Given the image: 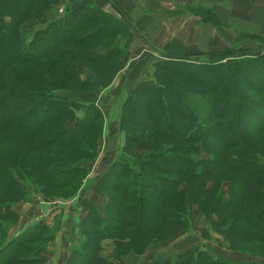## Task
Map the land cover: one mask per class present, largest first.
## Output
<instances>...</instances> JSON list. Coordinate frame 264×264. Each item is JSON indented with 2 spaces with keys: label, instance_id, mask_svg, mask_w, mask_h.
<instances>
[{
  "label": "trees",
  "instance_id": "obj_1",
  "mask_svg": "<svg viewBox=\"0 0 264 264\" xmlns=\"http://www.w3.org/2000/svg\"><path fill=\"white\" fill-rule=\"evenodd\" d=\"M17 1L0 0V51L2 43L9 42L4 51L10 54L0 64V83L4 78L2 74L6 73L2 65L34 64L50 58L62 65L51 76L62 72L65 93L78 97L111 85L123 67L133 39L134 29L126 15L121 13V17H116L94 5L73 7V0H21L19 5L23 8L17 12L14 8ZM60 7L63 13L59 16ZM33 9L44 11L43 18L32 14ZM185 9L184 12L189 10L203 23L222 26L219 17L209 9ZM46 37H50L51 42L44 40ZM257 37L259 41L264 40L260 35H238V39L253 42ZM44 41L46 49L40 47ZM175 49L180 53L166 52V59L155 62L152 79H144L126 97L119 99L123 104L133 99L132 105L128 109L122 107L118 116V129L124 132L125 143L109 168L99 176L97 186L104 196V205L101 209L92 206L87 210L80 222L82 239L78 246L74 245L64 264H111L101 255L104 240L113 242L114 264H125L127 255H142L151 244H162L187 230L189 220L195 215L217 217L212 228L231 249L248 241L264 243V116L261 113L264 111V80L261 79L264 50H254V54L248 56L247 50L235 49L238 51L235 56L236 53L229 50L189 55L181 52V47ZM32 50L36 53L25 55ZM16 52L23 55L14 56ZM232 56L240 75L247 78L251 72L258 71V84L251 77L247 80L256 87L255 92L246 87L243 92L231 90L225 76H228L227 59ZM192 57L198 60L193 61ZM248 60L256 66L253 71L246 65ZM96 63L107 68L105 76L101 77L92 66ZM206 77L209 81L204 79ZM221 77L222 81L217 80ZM173 79L185 80L191 87L188 89L174 81L181 95L179 105L171 103L166 93L171 91L168 83ZM42 85H39L40 90H34L10 77L0 93V106L3 105L0 126L14 125L26 143L31 140L28 149L23 147L29 151L27 155L30 154L31 160L24 155L18 160L21 165L14 161L7 165L0 157V264H41L47 244L55 241L57 234L54 228L38 222L9 238L10 225L6 220L12 216L16 222L18 216L3 213V202L27 200L22 187L27 185L38 188L45 196L52 189L70 186L77 189L81 185L77 182L88 174L84 163L96 159L103 135L104 114L94 100L89 97L92 101H78L66 95L58 99L53 95L54 86ZM2 88L0 84V91ZM248 91L252 92V97L247 96ZM143 92L155 100L160 112L178 111L185 119L181 126L192 117L195 123L187 135L182 136L181 126L176 124L171 127L172 133L166 134L154 119H138L133 131L126 128L131 119L137 118L139 104L145 103L140 99ZM259 97L263 100H255ZM34 103H37L36 108H58L60 113L45 114L29 130L21 120L32 114ZM208 103L221 108L223 115ZM233 103L239 106L237 119L230 113ZM77 110L83 111L79 119L74 114ZM249 112L263 117L261 124L256 123L251 129L245 125ZM236 124L238 128L243 127L238 134L234 130ZM90 131L99 133L98 137L78 142ZM226 135L231 137L227 139ZM140 144L143 153L134 155L132 150ZM56 147L60 149L58 152ZM43 163V179L47 183L39 185L41 181L33 179L31 174ZM224 182H229V187L221 191ZM192 211H195L194 216H191ZM172 264L234 263L213 258L208 250L189 247L179 253Z\"/></svg>",
  "mask_w": 264,
  "mask_h": 264
},
{
  "label": "rangeland",
  "instance_id": "obj_2",
  "mask_svg": "<svg viewBox=\"0 0 264 264\" xmlns=\"http://www.w3.org/2000/svg\"><path fill=\"white\" fill-rule=\"evenodd\" d=\"M21 0H18L16 4H14V8L16 9L17 12L22 10V6L20 7L19 3ZM232 3H235L234 0ZM238 5V3H235ZM34 15L39 16L43 18L45 15L44 11L33 9L32 10ZM31 11V12H32ZM35 11V12H34ZM46 11V10H45ZM62 11V12H61ZM63 13V7L59 8V13L58 15H62ZM188 13L189 16L187 18H192L194 14L189 13V10L186 12ZM26 16H29L27 13ZM8 19V18H6ZM185 22V25L188 23L190 24L189 26L193 25V21L189 20ZM8 21V20H7ZM211 29L215 30V33H213L210 37H208V42L207 43L209 46L211 44H215V49H218L217 51L222 50H229L232 53H236L237 50H247L249 52L248 56H252L254 54V50L261 49L264 50V40L259 41L258 37L254 38V42L252 40H248L245 38L238 39V35L235 33H229L233 32V30L228 29L229 32H227L225 29H219L218 27H211ZM211 31V30H210ZM250 35V34H248ZM203 37V36H201ZM240 38V37H239ZM263 39L262 37H260ZM50 37L44 38V40H47L48 42H51ZM41 44V43H40ZM47 42H43L40 47L42 48H47L48 46L46 45ZM3 45V50L0 51V64L5 62L3 60L7 59L9 57V53H6L4 51V47L9 46V42H4L2 43ZM200 46L206 45V43H200ZM220 48V49H219ZM38 50V49H37ZM71 50L73 52H76L74 48L71 47ZM253 50V51H252ZM36 51V50H35ZM34 50L32 52H27L25 55H30L31 53H36ZM187 51V50H186ZM216 50L208 51V52H198L200 54L204 53H210V52H215ZM196 54V53H194ZM18 55H23L21 52H16L14 53V56ZM190 55V54H189ZM235 56H238L236 53ZM234 56L231 58H228L227 62V68L226 70L228 71V76H225V78L229 79V85L231 87V90L233 92H238L239 90H242L244 87L250 88L253 92L254 90H257L255 86H252L248 83V79L251 77V79L258 84L257 82V77H258V71L257 72H251V74H248L250 77L246 78V75H240L238 72L240 71L237 67H235V61L233 59ZM193 61H196L198 59L196 58H190ZM230 59V60H229ZM200 60V59H199ZM205 60V59H204ZM225 60V61H227ZM233 60V61H232ZM247 66H251L252 68L251 71H253L256 66L253 67V63L248 60ZM6 70V73H3L0 84L3 85V88L1 89L0 93H2L5 88H6V79L7 78H14L17 79L18 81L21 82V84L24 85H29L31 88L34 90H40V86L44 87V85H52L56 88V92L53 94L55 95L58 99H63V95H66L67 97L70 98H76V100H83L84 102L87 101L88 99L92 98L94 99L95 96H93V93L89 94H84L80 95L78 97H75L72 93L66 92L64 85H63V74L62 72L58 75L51 76L52 74H56L57 69H59V66H62L61 63H59L56 60L50 59V58H45V59H40L38 61H35L34 64H20L17 66V64H14L13 66L11 64H6L2 65ZM94 68L97 69L101 77L105 76V70L107 69L105 66H100L97 63L92 64ZM235 67V68H234ZM56 68V69H55ZM262 76L261 79L264 80V68H262ZM54 72V73H53ZM246 72V70H244ZM50 74V75H49ZM1 77V74H0ZM46 77V78H44ZM219 78V77H218ZM206 81H209V79L204 78ZM222 81L221 79H217ZM261 80V81H262ZM177 81V83L182 84L186 86L188 89H191L190 85L185 80L182 79H173L172 83H168V89L171 91L166 92L167 95H169L170 102L173 104H178L181 99L180 91L177 88V86L174 84ZM260 81V82H261ZM263 82V81H262ZM40 85V86H39ZM43 89V88H41ZM249 92V91H248ZM144 93V92H143ZM102 94V92H101ZM147 93H144L141 95L140 99L145 102V103H140L139 104V109H137L135 116L137 117L136 119L130 121L128 125H126V128L129 130H134L136 125L138 124L136 121L138 119H141L143 121L147 120H156L157 122L160 123L161 128L163 129L162 131H165L166 134H171V127L173 124H176L177 127L180 125L182 122V119L185 120L183 117L180 116L178 111H175L174 109H169V113L165 111H159L158 106L152 98L148 96ZM91 95V96H89ZM252 92L247 93V96L252 97ZM118 96V97H117ZM123 96L119 92H113V93H107L106 96H103L99 99V103L103 104L106 108L109 109V113L106 117L107 123L112 122L117 118V115L119 114L120 108L124 107L121 105L118 101L120 97ZM90 97V98H89ZM1 98V94H0ZM5 99V98H4ZM261 99L262 98H255V100ZM91 100V99H90ZM92 101V100H91ZM115 103H117L115 105ZM121 105V107L119 106ZM209 107H211L213 110L220 112L221 115L222 109L217 107V105L208 103ZM37 103L32 104L31 106H34L32 110V114L28 115L27 117L22 118L21 123L25 128H32L41 117H43L45 114H59L60 109L54 108L52 110H48L46 108H43L42 106H39L36 108ZM24 106H30V104H24ZM125 109H128V103L126 104ZM152 109L153 111L150 113V110ZM3 105L2 107L0 106V119L3 118ZM230 113L232 112V115L237 119V115L239 113V106L233 103V107L230 109ZM254 111V110H253ZM226 112V111H225ZM261 113L264 116V111H261ZM75 117L79 119L83 115L82 110H77L75 113ZM258 116V117H257ZM254 114V112L250 113L249 116L247 117V120L245 121V125L247 124V128L251 129L254 125L261 124L260 119L263 118L262 115L259 113V115ZM70 116H68L69 118ZM64 118L60 119L63 120ZM195 121L192 117H189L186 119L184 125L181 126V135L185 136L187 133L192 129ZM243 126V125H242ZM243 127L237 126V124L234 127L235 134H238ZM79 132V131H78ZM102 133V132H101ZM17 134L19 137L17 138ZM233 134V133H232ZM231 134V135H232ZM99 133L95 132L92 133L91 131L89 133L84 134L82 137L78 139V142L81 140L90 141L92 139L97 138ZM212 135V134H211ZM231 135H226L225 138H230ZM103 136V135H102ZM234 135H232L233 137ZM17 138V139H16ZM102 138V137H101ZM112 142H110V149H114L117 146V141H116V136L114 135ZM264 138V137H263ZM31 140H28V143H30ZM24 141L23 137L21 136L20 132L18 129H16V126L10 125V124H5L3 126H0V157H2V160L5 161L7 165L11 161L16 162L17 164H20L18 161L21 157L24 155H27L29 151L25 150L23 147L27 146L30 147L31 145L28 144ZM101 143V140L99 144ZM99 146V145H98ZM114 147V148H113ZM58 148V149H57ZM57 152L60 150L59 147H56ZM30 150V148H29ZM31 151V150H30ZM33 155V154H32ZM70 157H72L71 154L68 153ZM41 156V155H40ZM204 158H209L205 155H203ZM27 158L31 160L30 154L27 155ZM74 159L78 158L73 156ZM79 160H81L79 158ZM30 162V161H29ZM101 164V163H100ZM3 165L4 162H3ZM21 165V164H20ZM84 165L89 166L92 170V176L100 174L101 171V165H99L97 162L92 163L86 162ZM45 163L39 164L37 166V169H34L33 173L31 174L33 179L41 181L39 185H45L47 182L44 178V169ZM250 168L249 166H247ZM30 175V176H31ZM77 182L79 187L76 189V187L70 186L69 188L65 189H60V190H55L52 189L46 196L40 192H38V188L34 187L33 185L24 187L23 191H25L26 195H28L27 200H21V201H12L10 200H5L3 202V209L2 212L6 213L10 212L11 215L16 214L18 216V220L16 222H13L12 216H10L11 219L6 220V222L10 225L9 227V232H8V237L9 238H14L15 236L21 234V232L28 226L38 223V222H44L45 224L48 225L49 228H54L57 234H55V243L54 241L50 244H47L46 250L44 252L43 256V262L41 264H64L66 259L71 255L72 249L74 245L78 246L79 241L82 239L80 230L79 228V223L81 222V219L84 217L85 213L82 214L84 206L86 207V204L83 205L86 201L93 200L96 204H92V206H96L97 208H102V205H104V196L98 191V181L94 182ZM221 180H219L220 182ZM229 187V182H224L221 187V191H226L228 190ZM76 189V190H75ZM219 193V187L217 189V196ZM8 206V210L5 208ZM90 206V205H89ZM90 206V207H92ZM89 207V208H90ZM88 208V209H89ZM6 209V210H5ZM22 214H25L26 217H22ZM195 215V211H192L191 216ZM27 219V220H25ZM217 220V217L214 215L211 216V218H207L203 215L199 216H194V218L189 220V225L187 227V230L182 231L178 233L176 236L173 238L167 240L164 243H153L151 244L147 250L142 254L145 255V261L143 262L144 264H172L175 260L177 255L179 253H182L185 251L187 246H189V243H192L191 247H194L195 250H208V253L213 256V258H222L223 260L227 261L226 258H223L225 249H228L232 256L235 258H247L243 259L244 263L243 264H264V243H256V242H243L238 244L235 248L231 249L228 247L227 243L224 242L223 237L221 234H218L214 228H212V223ZM28 225V226H27ZM26 226V227H25ZM25 227L22 231L21 228ZM219 229V228H217ZM221 229V227H220ZM78 230V231H77ZM183 237L179 240V237ZM67 237V238H66ZM205 241H208L216 246V248L212 249L211 245H208ZM112 244V243H111ZM109 247L110 245L107 244ZM152 246V247H151ZM114 247V245H113ZM181 250V252H179ZM104 251V249H103ZM109 253H112L111 250L108 251ZM253 254H252V253ZM106 251L101 252V255L103 257H109V259H114V253L113 257L106 255ZM219 255H217V254ZM222 255V257H221ZM256 259H258L256 261ZM163 260V261H161ZM229 261V260H228ZM142 263V264H143ZM76 264V262L72 263Z\"/></svg>",
  "mask_w": 264,
  "mask_h": 264
},
{
  "label": "crops",
  "instance_id": "obj_3",
  "mask_svg": "<svg viewBox=\"0 0 264 264\" xmlns=\"http://www.w3.org/2000/svg\"><path fill=\"white\" fill-rule=\"evenodd\" d=\"M232 2L233 0L72 1L73 7L94 5L95 7L109 12L116 17H121V13H123V15L128 17L129 23L134 29L133 39L124 60L123 67L117 73L109 87L103 90L97 89L95 93H93V96H95L94 99L91 98L97 105L100 106L105 120L103 136L101 138V143L97 148V157L92 162H97L99 165H101L102 172L97 176H92L91 168L86 166L88 169V174L83 181L84 183L87 181L91 183L92 181H98L99 176L109 168L115 157L120 153V150L125 143V134L118 129L119 114L115 120L107 123L108 120H106V117L109 113V109L103 106V104L99 103V99L101 97L106 96L107 93L111 94L113 92H119L123 95L121 97H126L129 92L135 89L144 79H152L155 62L166 59V52L170 51L174 54L180 53L177 51L178 49H175V47H181V52L184 54H194L198 52L218 50L215 49V44H211L210 46L207 44L209 43L207 41L208 37L215 33V30L211 29V27L214 26L209 23L206 24L201 22L200 18L197 16H193L190 19L187 18L189 15L183 11L185 8L196 7L211 10L219 17L222 23V26L218 28L225 29L227 32H229L228 29L233 30V32L231 31L229 33H235L236 35H260L264 37V0H234V2L238 3V5ZM186 10L187 9H185V11ZM188 19L193 21L192 26H189V23L185 25V22H187ZM200 43H206V45L200 46ZM119 103L124 107H126V104L128 103L129 108L133 103V99L129 98L126 104H123L122 101ZM116 104L117 103H115V105ZM120 104L119 106L121 107ZM114 135L116 136L115 139L117 141V146L115 148L113 147L114 149H110L109 145L113 140L111 137ZM132 152L134 155L142 154V144L135 147ZM84 204H86V207L84 206L82 214L86 213L88 208L92 206V204L96 203L93 202V200H90L83 203V205ZM23 216L27 218L25 214H22V217ZM25 227H22L21 231ZM79 228H81V225H79ZM181 238L183 237L180 236L179 240ZM205 242L208 245H211L212 249L216 248L214 244L208 241ZM107 244H109L110 247ZM102 246L104 251L107 252L106 255H112L113 257V242L111 240H104L102 242ZM191 246L192 243H189L187 248ZM109 250H111L112 253H109ZM179 252H181V250ZM224 255L225 256L223 258H226L234 264H243V259H247L233 257L228 249H225ZM104 258H106L111 264L115 263V259L111 260L109 257ZM145 258V255L129 254L124 258V263L142 264L145 261ZM257 260L258 259H256V261Z\"/></svg>",
  "mask_w": 264,
  "mask_h": 264
},
{
  "label": "built area",
  "instance_id": "obj_4",
  "mask_svg": "<svg viewBox=\"0 0 264 264\" xmlns=\"http://www.w3.org/2000/svg\"><path fill=\"white\" fill-rule=\"evenodd\" d=\"M62 12V11H61Z\"/></svg>",
  "mask_w": 264,
  "mask_h": 264
}]
</instances>
